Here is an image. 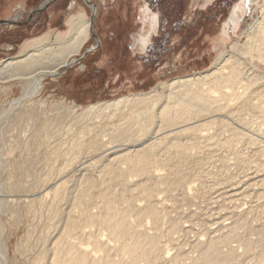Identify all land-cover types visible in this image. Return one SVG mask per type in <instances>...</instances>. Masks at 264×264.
Listing matches in <instances>:
<instances>
[{
    "label": "bare ground",
    "instance_id": "bare-ground-1",
    "mask_svg": "<svg viewBox=\"0 0 264 264\" xmlns=\"http://www.w3.org/2000/svg\"><path fill=\"white\" fill-rule=\"evenodd\" d=\"M84 1L91 17L74 13L64 35L0 61V83L24 85L3 121L23 132L25 167L6 191L10 214L31 220L16 264H264V0H250L243 25L234 11L205 71L79 114L24 109L46 77L97 48L85 49L99 7ZM9 241L0 264L14 262Z\"/></svg>",
    "mask_w": 264,
    "mask_h": 264
},
{
    "label": "rangeland",
    "instance_id": "rangeland-1",
    "mask_svg": "<svg viewBox=\"0 0 264 264\" xmlns=\"http://www.w3.org/2000/svg\"><path fill=\"white\" fill-rule=\"evenodd\" d=\"M72 1L76 7L69 8ZM92 1L99 7V13L94 18V32L85 49H92L94 45L97 48L74 57L75 64L61 69L54 77H46L40 91L22 105L24 109L33 107L41 111L47 104L46 113L52 109L55 112L73 109L79 114L90 105L148 93L173 78L205 71L217 57L220 33L225 27L233 33L228 24L234 11L238 10L242 25L251 12L250 0ZM2 5L8 11L0 13V19L2 15L9 18V24L6 26L0 21V61L25 52L26 45L35 38L43 37L49 42L64 35L74 13L85 10L92 16L84 0H0ZM242 7L246 8L245 14L241 13ZM150 16H156V31L151 33L148 45L141 46L139 39L143 30L150 28L146 26L151 23ZM23 89V83L18 81L0 83V224H5L8 231L0 239L10 240L13 264L22 261L14 248L31 220L22 225L6 209L7 183L15 180L25 164L19 143L23 132L3 121ZM18 126L25 128L23 122Z\"/></svg>",
    "mask_w": 264,
    "mask_h": 264
},
{
    "label": "crops",
    "instance_id": "crops-1",
    "mask_svg": "<svg viewBox=\"0 0 264 264\" xmlns=\"http://www.w3.org/2000/svg\"><path fill=\"white\" fill-rule=\"evenodd\" d=\"M6 11H8L7 9H5V7L2 5V6H0V13H4L5 14V12ZM1 17V16H0ZM9 19V18H8ZM8 19H6L3 15H2V19H0V21H9ZM6 26H8V24H5ZM2 47L0 46V49H1Z\"/></svg>",
    "mask_w": 264,
    "mask_h": 264
},
{
    "label": "water",
    "instance_id": "water-1",
    "mask_svg": "<svg viewBox=\"0 0 264 264\" xmlns=\"http://www.w3.org/2000/svg\"><path fill=\"white\" fill-rule=\"evenodd\" d=\"M7 22H8V21H3V22H1V23H3V24H7ZM86 53H87V51H86Z\"/></svg>",
    "mask_w": 264,
    "mask_h": 264
}]
</instances>
